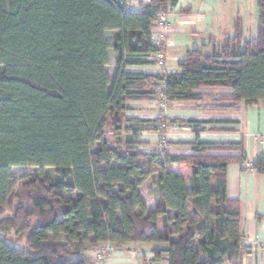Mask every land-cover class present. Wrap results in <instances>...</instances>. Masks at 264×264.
<instances>
[{"label": "trees", "instance_id": "trees-1", "mask_svg": "<svg viewBox=\"0 0 264 264\" xmlns=\"http://www.w3.org/2000/svg\"><path fill=\"white\" fill-rule=\"evenodd\" d=\"M122 1L0 0V264H92L103 243H163L155 258L166 251L169 264H243L240 202L227 195L229 166L248 163L243 142L197 137L193 154L147 152L142 132L160 130L166 144L169 121H198L128 113L157 95L165 105L210 97L202 87L231 88L219 97L235 104L264 101V0L256 39L244 41L240 25L161 73L129 68L157 61L154 21L178 0L139 10ZM251 167L264 173V155ZM150 178L154 210L140 193ZM19 184L25 195L11 206Z\"/></svg>", "mask_w": 264, "mask_h": 264}, {"label": "crops", "instance_id": "crops-1", "mask_svg": "<svg viewBox=\"0 0 264 264\" xmlns=\"http://www.w3.org/2000/svg\"><path fill=\"white\" fill-rule=\"evenodd\" d=\"M149 2L128 0V5L133 10H139ZM247 8L248 0H178L169 9L167 17L171 30L166 39V65L160 67L156 61L129 69L147 73L178 71V64L190 46L198 48V44L205 46V42H210L215 43L216 48L234 37L240 25L245 36L249 20ZM152 33L155 42L153 29ZM107 38L112 40V32H108ZM109 55L110 63L115 67L113 51L109 50ZM153 60H157V57ZM171 61L176 63L171 64ZM198 92L211 96L194 103L168 102L167 105L161 98L155 99V96L152 99L130 101L128 116L143 119L162 116L170 120L198 121H169L164 133L166 144H163L160 130H146L142 132L145 143L140 148L147 152L165 149L170 154L181 155L195 153L197 137L209 143L243 142L248 163L244 168L239 164L229 166L227 195L240 202L241 229L247 246L243 264H264V173L251 167L257 157L264 155V101L250 106L244 101L235 104L221 100L220 94L233 92L229 87H202ZM140 193L148 208L154 210L158 194L153 178L147 180ZM166 246L163 243H143L119 247L114 243H103L90 254L92 256L105 247L109 248V252L102 264H169L166 251L161 253L160 258H155V250Z\"/></svg>", "mask_w": 264, "mask_h": 264}, {"label": "rangeland", "instance_id": "rangeland-1", "mask_svg": "<svg viewBox=\"0 0 264 264\" xmlns=\"http://www.w3.org/2000/svg\"><path fill=\"white\" fill-rule=\"evenodd\" d=\"M247 10L249 11V20L248 24L246 26V34L244 36V41L246 40H254L257 38V29L259 25V8H258V0H248V8ZM193 43V42H192ZM205 46L202 44H198V48L201 49L205 53H211L214 48H215V43H210V42H205ZM194 45V44H190ZM193 47L195 46H190L189 49H194ZM184 56V54H183ZM113 60V58H112ZM176 63L175 61H171V64ZM114 66L111 64L108 67L109 74H114ZM155 99L159 100L160 97L157 95L155 96ZM165 144V143H163ZM50 174L55 175L54 169H48ZM40 171L37 168L32 169V174L39 175ZM25 195V189L23 188L22 184H19L13 191V194L10 198V204L11 206L17 205L20 202V199L23 198ZM11 211L10 208H7L5 211V214L3 215L4 217H9L11 216ZM64 236H62L63 238ZM7 239L11 241L14 244H18L21 246H24L25 243V236H19L16 235L15 233H10L9 236H7Z\"/></svg>", "mask_w": 264, "mask_h": 264}, {"label": "built area", "instance_id": "built-area-1", "mask_svg": "<svg viewBox=\"0 0 264 264\" xmlns=\"http://www.w3.org/2000/svg\"><path fill=\"white\" fill-rule=\"evenodd\" d=\"M122 2L128 5V0H123ZM171 7L172 6H169L166 11H160L157 14L156 20L154 21V24L152 27L153 32L156 37L155 43L160 48V52L156 56L158 65L160 67H164L167 61V52H166V41L167 40L166 39L168 37L169 31L171 30L167 17H168L169 9ZM108 252H109V248H105V247L100 249L97 252H94V254L92 255L93 257L92 264H102Z\"/></svg>", "mask_w": 264, "mask_h": 264}]
</instances>
